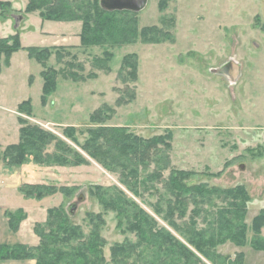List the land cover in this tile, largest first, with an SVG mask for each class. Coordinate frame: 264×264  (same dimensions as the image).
Here are the masks:
<instances>
[{"label":"rangeland","instance_id":"obj_1","mask_svg":"<svg viewBox=\"0 0 264 264\" xmlns=\"http://www.w3.org/2000/svg\"><path fill=\"white\" fill-rule=\"evenodd\" d=\"M70 1L72 6H78L93 0ZM75 15L81 13L77 11ZM131 17L136 20L137 32L132 42L115 44L105 38L102 43L88 46L63 40L68 34L64 35L63 26H58L80 22L82 27L80 19L46 20L47 26H42L43 19L35 13L25 23L20 16L15 17L19 27H26V44L50 43L47 48L51 53L45 65L56 73V85L43 102V66L27 56L30 64L24 69L22 61L14 57L2 64L1 86L15 101L30 99V116L19 110L27 125H39L57 138L51 139L45 152H56L60 139L82 155L84 161L76 163L69 156L66 165H41L29 157L20 165L6 167L2 161L4 147L0 150L3 168L13 173L28 170L25 174L32 177V182H22L20 186L27 183L55 189L40 200L44 199L43 205L49 208H63L69 223L78 226L82 237L89 236L98 226L108 262L111 246L135 242L136 235L117 222L113 210L103 208L96 197V187L115 186L124 195L120 191L115 194L113 189L101 193L107 199L118 195V199L134 201L158 227L168 229L185 243L155 210L164 189L162 181L150 178L156 170L153 162L139 169V181L147 189L140 184L128 186L121 183L117 171L106 170L64 136V128L74 127L78 130L75 137L83 143L88 135L81 131L98 126L89 117L101 110L106 118L102 125L126 127L146 139L168 135L170 169L193 172L189 183H206L222 189L243 186L249 196L244 216L248 226L245 245L226 242L216 251L231 259L243 252V264H264V250H254L250 245L252 219L264 208V0H148ZM125 19L123 14L114 18L118 22ZM16 32L20 34V29ZM99 37L94 34L89 38L94 41ZM19 53L26 57V53ZM125 56L135 61L134 78L129 76L132 70L123 67ZM228 62L238 68L235 81L214 72ZM16 141L17 136L13 142ZM170 169L162 171L164 179ZM160 205L165 208V204ZM224 205L217 198L205 205L196 219L197 228L204 227ZM90 214L94 215L93 223ZM97 214H101L100 219ZM261 235L264 237V226ZM195 253L205 264H212Z\"/></svg>","mask_w":264,"mask_h":264},{"label":"trees","instance_id":"obj_2","mask_svg":"<svg viewBox=\"0 0 264 264\" xmlns=\"http://www.w3.org/2000/svg\"><path fill=\"white\" fill-rule=\"evenodd\" d=\"M77 11L81 15H75ZM31 12H38L43 20L80 19L82 21L80 43L85 46L94 45V42L102 43L105 38L113 40L115 44L130 43L137 35L136 20L131 17L135 12L107 11L100 6L99 0L88 1L78 6H72L70 0H27L24 12L19 14ZM11 13L17 12L13 11L10 3L0 2V19H5ZM117 14H123L126 19L115 21ZM128 25L130 27L127 28ZM94 34H99L100 37L93 41L89 37ZM20 49L26 50L30 58L43 66L41 100L45 102V97L52 94L56 85V73L45 65L51 50L47 47H22L18 32L0 38V71L2 57L4 62L8 63L11 55ZM131 58L124 57L123 67L130 68L132 72L129 76L134 78L136 64L135 61H129ZM18 110L29 117L30 99L23 100L18 105ZM105 119L101 110L90 115V122L98 126L81 131L88 135L83 143L75 137L78 130L74 127L64 128L63 134L106 170L117 171L121 183L128 186L136 187L140 184L147 189L139 181V169L146 168L153 162L156 170L150 178L162 181L160 184L164 189V193L159 195L160 199L155 210L175 232L184 238L186 244L168 229L158 227L156 221L134 201L118 199V195L107 199L101 193V191L113 189L116 194L120 190L115 186L108 189L96 187L95 194L103 208L113 210L116 213L117 222L125 224L128 230L136 235L135 242L125 241L111 246L109 262L103 254L105 241L97 231L98 226H94L89 236L82 237L78 226L69 223V218L61 207L49 208L46 221L35 224L34 232L39 238L37 246L0 245V258L33 259L34 264H205L195 253L197 252L212 264H243V252H238L235 259H231L219 254L216 249L226 242L240 247L245 245L248 226L244 216L249 200L246 189L241 185L222 189L206 183H189L194 175L193 172L170 169L168 135L142 138L129 132L126 127L102 125ZM19 123L21 124L19 141L8 145L2 157L6 167L20 165L29 157L41 165L52 163L66 165L70 162L69 156L76 163L84 161L82 155L60 139L56 142V152H45L51 139L57 138L39 125H27L21 117H19ZM167 168L170 169V173L164 179L162 171ZM64 189L60 190L63 192ZM19 190L25 197L35 199H41L45 193L56 191L42 185L27 183L22 184ZM120 192L124 195L122 191ZM215 198L221 199L226 205L217 209L212 220L207 221L204 227L197 228L196 219L200 217L204 206L210 204ZM160 204H165V208L162 209ZM190 206L192 208L189 210ZM100 215L97 214L96 217L100 219ZM23 216L22 211L8 214L12 229L17 228ZM186 216L187 219H185ZM90 217L93 223L94 215L90 214ZM177 221L183 222L179 224ZM263 226L264 208L253 217L251 222L253 236L250 239V245L254 250H264V237L261 235ZM76 241L77 243H74Z\"/></svg>","mask_w":264,"mask_h":264},{"label":"crops","instance_id":"obj_3","mask_svg":"<svg viewBox=\"0 0 264 264\" xmlns=\"http://www.w3.org/2000/svg\"><path fill=\"white\" fill-rule=\"evenodd\" d=\"M0 2L10 3V7L13 11L17 13H12L8 15L5 19H0V38H5L10 35H14L16 31L20 29V43L22 47L26 48L29 46L37 47H49L50 43H40V42H26L23 40V32L26 27L17 25L15 22V17L20 16L21 21L25 23L29 19L32 13H35L39 16L38 12H31L27 14H19V12H24V9L27 5V0H0ZM16 14V16H14ZM40 17V16H39ZM24 18V20H23ZM42 20V19H41ZM46 20L41 21V25L47 26ZM21 22V23H22ZM79 22V21H78ZM50 24V23H48ZM74 24V25H73ZM58 26H63L68 41L73 45H77L80 42L79 38V28L81 23H58ZM70 26L73 29H68ZM48 30H43V33H47ZM19 33V32H18ZM40 41V40H39ZM46 44V45H44ZM44 45V46H42ZM18 50L14 52L11 57H14V60L22 61V69L24 66L30 64L27 56V51ZM26 53V57L22 53ZM10 57V59H11ZM5 63L2 57V64ZM6 64V63H5ZM20 68V66H19ZM18 68V69H19ZM3 71V67H1ZM29 99V98H28ZM26 100V99H25ZM20 101L13 100V96H8L6 89L1 86V77H0V150L4 147H7L10 144L18 142V130H19V110L18 105ZM17 136V141L15 138ZM38 170H46V168H37ZM28 170L21 171L20 173L9 172L6 168H3L0 160V245L14 246L16 244H23L27 246H37L39 244V238L34 232V226L37 223H44L47 217V209L49 206H44V199H35L25 197L19 190L20 183L22 182H32L28 174ZM17 211L23 212V218L18 223L16 229H12L9 223V213H16ZM33 259H12V258H0V264H34Z\"/></svg>","mask_w":264,"mask_h":264},{"label":"water","instance_id":"obj_4","mask_svg":"<svg viewBox=\"0 0 264 264\" xmlns=\"http://www.w3.org/2000/svg\"><path fill=\"white\" fill-rule=\"evenodd\" d=\"M148 0H100V6L107 11H131L139 12L147 4ZM214 72L227 75L229 80L235 81L239 74L238 68L234 66V63L228 62L221 69L214 70Z\"/></svg>","mask_w":264,"mask_h":264},{"label":"bare ground","instance_id":"obj_5","mask_svg":"<svg viewBox=\"0 0 264 264\" xmlns=\"http://www.w3.org/2000/svg\"><path fill=\"white\" fill-rule=\"evenodd\" d=\"M233 62V61H232Z\"/></svg>","mask_w":264,"mask_h":264}]
</instances>
